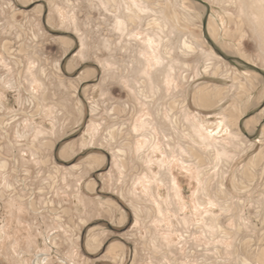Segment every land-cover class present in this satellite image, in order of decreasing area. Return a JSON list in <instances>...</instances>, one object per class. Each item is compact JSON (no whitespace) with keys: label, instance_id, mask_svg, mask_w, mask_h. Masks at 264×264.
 <instances>
[{"label":"rangeland","instance_id":"obj_1","mask_svg":"<svg viewBox=\"0 0 264 264\" xmlns=\"http://www.w3.org/2000/svg\"><path fill=\"white\" fill-rule=\"evenodd\" d=\"M73 123L97 127L93 229L62 199L86 152L49 141ZM111 243L264 264V0H0V264H111Z\"/></svg>","mask_w":264,"mask_h":264},{"label":"crops","instance_id":"obj_2","mask_svg":"<svg viewBox=\"0 0 264 264\" xmlns=\"http://www.w3.org/2000/svg\"><path fill=\"white\" fill-rule=\"evenodd\" d=\"M94 74H96V71L93 72L92 69H85L84 72L78 75V83L82 84L89 81L88 79L92 78ZM85 76H88L89 78H83ZM201 92L202 96H197L196 98H194V102H196V104H198L199 106H206V103L210 102L208 98L210 97L211 92L210 90L206 89ZM260 94L262 97L263 92ZM67 127L72 129L66 131L65 134L55 130L49 135L51 146L60 144V148L58 151L59 156L63 159H69L83 152H86V155L82 158V161L80 163L78 162L77 164H73V166H75V169L73 172H70L68 174V185L72 187L73 194L62 195V199L65 198L69 203H72L71 206L76 214L80 215L81 217H87L86 219H88V223H90L93 220H97L96 214L101 213V211H99V205L103 202V199L96 192L99 186L98 182L95 179H91L89 177L93 169L102 164L101 155L94 152L96 151L94 146V134L97 130V127L93 126L92 123L88 124L86 129L84 128L79 134L76 135H73L72 133L73 131L75 132V130H77V126L75 123L67 124ZM102 211L106 213L104 209H102ZM113 212L114 214L112 215V220H121L122 214H116L117 211L115 209H113ZM95 223H90L92 224V229L93 227L95 228V226H98V224ZM100 245L102 244L97 243V241L95 240L90 241L86 246H88V252L90 254H94L99 249ZM106 252H110L111 254L119 253L120 255H122L125 250H121V247L119 245L111 243L105 251L104 255L102 254L99 257L95 258L97 261H108L111 262V264H120V261H117V258L120 259V255L119 257L115 255H107ZM81 264H84L83 261H81Z\"/></svg>","mask_w":264,"mask_h":264},{"label":"bare ground","instance_id":"obj_3","mask_svg":"<svg viewBox=\"0 0 264 264\" xmlns=\"http://www.w3.org/2000/svg\"><path fill=\"white\" fill-rule=\"evenodd\" d=\"M204 101V100H203ZM146 136V135H145ZM151 137H152V135H150ZM147 137V136H146ZM153 138V137H152ZM149 140V139H148ZM150 141H151V139H150ZM148 143V142H147ZM146 145V144H145ZM151 145V144H150Z\"/></svg>","mask_w":264,"mask_h":264}]
</instances>
